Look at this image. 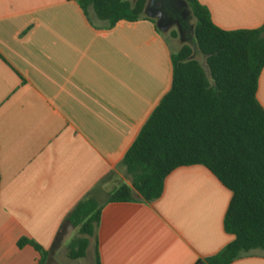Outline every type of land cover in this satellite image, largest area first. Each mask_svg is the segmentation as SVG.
<instances>
[{
    "label": "crops",
    "instance_id": "1",
    "mask_svg": "<svg viewBox=\"0 0 264 264\" xmlns=\"http://www.w3.org/2000/svg\"><path fill=\"white\" fill-rule=\"evenodd\" d=\"M197 1L221 29L264 24V0ZM170 46L148 19L107 27L76 0H0V264H37L21 238L50 255L70 209L109 172L121 176L170 89ZM256 97L264 109V67ZM135 197L102 207L99 264H208L233 239L231 191L203 165L172 170L152 202ZM259 250L230 264H264Z\"/></svg>",
    "mask_w": 264,
    "mask_h": 264
},
{
    "label": "trees",
    "instance_id": "2",
    "mask_svg": "<svg viewBox=\"0 0 264 264\" xmlns=\"http://www.w3.org/2000/svg\"><path fill=\"white\" fill-rule=\"evenodd\" d=\"M76 1L85 14L91 8L107 27L120 20L155 23L143 12L146 0ZM181 1V12L194 19L193 45L182 44L170 54V89L120 162L127 182L107 188L116 177L109 172L66 214L62 228L76 229L67 246L70 259L84 257L92 243L99 264L97 230L106 203L135 200L136 195L152 202L172 170L190 165L205 166L231 191L223 227L233 239L206 262L230 264L251 250L264 249V109L256 97L264 67V24L221 29L207 7L197 0ZM179 23L183 33L187 21ZM169 34L179 36L177 28ZM194 48L203 55L205 67L195 59ZM24 245L39 253L37 264H44L47 250L26 238L17 241L18 247Z\"/></svg>",
    "mask_w": 264,
    "mask_h": 264
},
{
    "label": "rangeland",
    "instance_id": "3",
    "mask_svg": "<svg viewBox=\"0 0 264 264\" xmlns=\"http://www.w3.org/2000/svg\"><path fill=\"white\" fill-rule=\"evenodd\" d=\"M188 19H187V28L184 30L182 36L180 37H171L169 34V31L172 29H176L175 26L171 27L168 31L162 32L163 36L166 40L169 41V44L171 45V49L174 51L177 50L182 44H192V25L194 23V19L190 16V13L188 12ZM194 47V46H193ZM194 57L197 59L204 67V57L203 55L194 48ZM127 181L126 175L121 172V176H118L116 180L114 181L115 184H118L121 181ZM76 235V229L74 228H64L63 232L60 236V238L55 242L51 254L47 256L44 264H95V255L93 251V244L91 243L89 247L87 248L86 255L81 258L77 259H70L67 256V246L70 242V240ZM261 252H264L262 250H259Z\"/></svg>",
    "mask_w": 264,
    "mask_h": 264
},
{
    "label": "flooded vegetation",
    "instance_id": "4",
    "mask_svg": "<svg viewBox=\"0 0 264 264\" xmlns=\"http://www.w3.org/2000/svg\"><path fill=\"white\" fill-rule=\"evenodd\" d=\"M181 5H183L181 0H156L149 7V11L151 13H156L158 10H160L162 13L163 19H166L169 21H173V20L178 19L179 22L183 21V23H184V21H187L188 12L185 10H183V12H181V10H180ZM173 26H175V25H173Z\"/></svg>",
    "mask_w": 264,
    "mask_h": 264
},
{
    "label": "water",
    "instance_id": "5",
    "mask_svg": "<svg viewBox=\"0 0 264 264\" xmlns=\"http://www.w3.org/2000/svg\"><path fill=\"white\" fill-rule=\"evenodd\" d=\"M156 0H146V4L144 6L143 12L144 14L155 20V26L156 28L160 31V32H166L168 31L171 27H173V25L176 26L179 35L181 37L182 33L180 31V23L179 20H173V21H169L166 19H163L162 17V13L160 10H158L156 13H151L149 11V7L155 2ZM182 4L185 5V3L182 1Z\"/></svg>",
    "mask_w": 264,
    "mask_h": 264
}]
</instances>
